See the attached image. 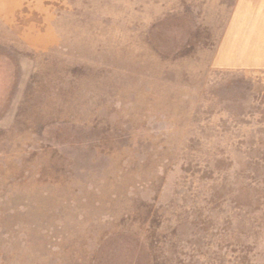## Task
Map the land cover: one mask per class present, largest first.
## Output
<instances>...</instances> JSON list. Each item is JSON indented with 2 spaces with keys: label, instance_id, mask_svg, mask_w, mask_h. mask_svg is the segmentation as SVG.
<instances>
[{
  "label": "rangeland",
  "instance_id": "374dc122",
  "mask_svg": "<svg viewBox=\"0 0 264 264\" xmlns=\"http://www.w3.org/2000/svg\"><path fill=\"white\" fill-rule=\"evenodd\" d=\"M264 0H0V264H264Z\"/></svg>",
  "mask_w": 264,
  "mask_h": 264
},
{
  "label": "crops",
  "instance_id": "0c3cea01",
  "mask_svg": "<svg viewBox=\"0 0 264 264\" xmlns=\"http://www.w3.org/2000/svg\"><path fill=\"white\" fill-rule=\"evenodd\" d=\"M262 18H264V14H263V17ZM262 24H264V21L262 22Z\"/></svg>",
  "mask_w": 264,
  "mask_h": 264
}]
</instances>
